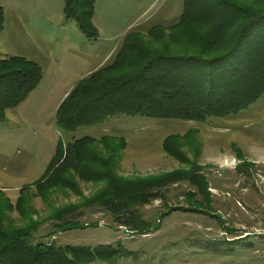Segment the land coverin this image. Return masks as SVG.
I'll use <instances>...</instances> for the list:
<instances>
[{
    "label": "rangeland",
    "instance_id": "374dc122",
    "mask_svg": "<svg viewBox=\"0 0 264 264\" xmlns=\"http://www.w3.org/2000/svg\"><path fill=\"white\" fill-rule=\"evenodd\" d=\"M149 2L98 0L93 24L101 38L88 41L72 20L65 19L63 0H0L4 13L0 60L12 56L34 59L43 52V58L37 59L42 70L39 84L0 121V190L14 203L21 188L43 176L57 142L65 146L84 136L125 140L126 147L117 152L112 169L116 177L133 180L187 170L186 164L167 157L161 144L168 135L195 129L197 140L183 152L207 180L212 196L210 215L177 210L186 206L184 195L193 191L180 182L162 189L163 201L137 208L140 218L158 225L147 235L116 227L93 206L73 216L87 227L55 232L52 222H44L29 242L57 247L113 245L123 253L116 264H264V95L235 115L200 123L117 115L72 132L60 131L55 125V107L65 88L96 63L105 59L101 66L110 64L125 29L145 33L154 26L169 27L182 13L183 0H156L147 10ZM241 162L250 165L246 176L235 171ZM65 178L72 189H50L44 199L32 189L26 217L12 212L7 218L17 227L42 221L54 209L79 205L104 187L103 182L87 181L75 171Z\"/></svg>",
    "mask_w": 264,
    "mask_h": 264
},
{
    "label": "trees",
    "instance_id": "16d2710c",
    "mask_svg": "<svg viewBox=\"0 0 264 264\" xmlns=\"http://www.w3.org/2000/svg\"><path fill=\"white\" fill-rule=\"evenodd\" d=\"M63 1L65 19L72 20L88 41H96V0ZM3 23L0 8V33ZM41 77V67L30 59L12 56L0 60V121L7 110L26 100ZM263 95L264 0H183L175 24L154 26L145 33L129 31L110 64L75 84L57 107L54 120L64 132L117 115L200 123L235 115ZM197 133L191 129L182 135H168L161 144L164 154L186 164L187 170L133 180L112 172L117 152L126 147L122 137L84 136L65 146L57 142L43 176L34 185L21 188L14 203L0 190V264H116L123 253L113 245L57 247L53 243L31 244L29 238L44 222H52L55 232L87 227L73 216L93 206L107 214L116 227L147 235L158 225L140 218L137 208L163 201L162 189L180 182L193 191L184 195L186 206L177 210L210 215L212 196L207 180L183 152L185 146L195 143ZM249 167L241 162L235 171L246 176ZM69 171L87 181L103 182L104 187L79 205L54 209L42 221L21 227L11 223L7 216L12 212L26 217L32 189L41 199L53 188L72 189L65 178Z\"/></svg>",
    "mask_w": 264,
    "mask_h": 264
},
{
    "label": "crops",
    "instance_id": "0c3cea01",
    "mask_svg": "<svg viewBox=\"0 0 264 264\" xmlns=\"http://www.w3.org/2000/svg\"><path fill=\"white\" fill-rule=\"evenodd\" d=\"M155 1H156V0H150L149 4L147 5V10H148V9L154 4ZM96 2H98V0H96ZM95 26H96V28H97V30H98L99 38H101V31H100V29L98 28L97 24H95ZM104 26H105V25H104ZM106 26H111V25H106ZM128 30H129V29H125V30L121 33V35L119 36V38H121V44H122L123 38H124V36L127 34ZM108 41H111V40H108ZM118 48H120V45H119ZM115 50H116V49H115ZM38 51H39V50H38ZM42 53H43V52H42ZM42 53H39L38 55L34 56V59L31 58V57H29V56H24V57L27 58V59H30V60H32V61H34V62H36V63H38L37 59L40 60V59L43 58V57L41 56ZM105 62H106V60L104 59L103 61H101V62H99V63H96V64H95V67H94L93 69H89V70H87L83 75H81V78H80V79H78L77 81L71 82V84H69V85L65 88V90L63 91L62 96L60 97V100H59L58 103L56 104L55 112H56V109H57V107L59 106V104H60V103L62 102V100L67 96V94H68V93L70 92V90L75 86V84H76L79 80H81L82 78H84L86 75L88 76L89 74H91V72H94V71H96L97 69H99L100 66L103 65ZM38 64H39V63H38ZM101 67H102V66H101ZM19 106H20V105H19ZM19 106H17V108H18ZM54 115H55V114H54Z\"/></svg>",
    "mask_w": 264,
    "mask_h": 264
},
{
    "label": "bare ground",
    "instance_id": "6f19581e",
    "mask_svg": "<svg viewBox=\"0 0 264 264\" xmlns=\"http://www.w3.org/2000/svg\"><path fill=\"white\" fill-rule=\"evenodd\" d=\"M222 160V159H221Z\"/></svg>",
    "mask_w": 264,
    "mask_h": 264
}]
</instances>
